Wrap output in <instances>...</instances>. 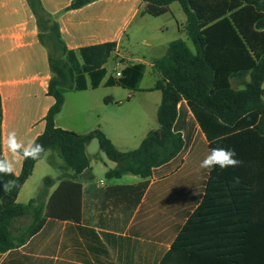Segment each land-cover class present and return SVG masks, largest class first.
<instances>
[{"label": "crops", "instance_id": "obj_1", "mask_svg": "<svg viewBox=\"0 0 264 264\" xmlns=\"http://www.w3.org/2000/svg\"><path fill=\"white\" fill-rule=\"evenodd\" d=\"M74 1L41 0V4L58 22L67 48L78 56L82 48L116 43V50L108 60L113 61L114 67L110 71L108 62L104 65L107 76L99 88L93 89L89 83L84 91H67L55 124L79 135L100 130L119 151H134L131 144L137 143L139 148L146 136L159 128L162 92L155 87L162 76L154 61L164 57L169 45L178 40L170 39L172 35L187 36V16L181 5L172 9L177 2L162 16L153 17L147 13L148 4L143 0H94L80 9L68 10ZM135 65L144 66L137 90L106 85L109 77L118 78L117 73ZM147 75L153 80L144 87ZM52 78L49 51L40 41L37 19L28 0H0L3 157L10 155L6 146L9 131H16L25 142L44 133L45 119L56 102L49 94ZM249 81L250 75L236 77L231 79V85L240 91ZM183 118L185 123L195 122L193 129L179 130L187 139L185 149L147 179L127 174L102 182L98 177H106L117 164L100 148L101 153L95 152V140L86 148L90 167L80 175L61 169L64 162L56 151L46 152L20 190L17 203L28 204L46 191L42 200L47 204L64 180H72L83 188L80 219H48L26 244L1 254L0 264H160L188 217L201 205L210 177V171L201 168L200 163L209 154L211 142L186 101L181 109L180 119ZM225 148L238 151L237 158L243 163L226 169L218 167L222 179L258 180L252 216L247 211H234L233 220L242 223V230L251 220L253 244L261 247V225H264L261 141L243 139ZM90 152H94V158ZM22 169L23 160L16 165V177ZM223 201L228 203L230 199ZM243 236L237 234L235 243L243 242ZM258 259L261 260V255Z\"/></svg>", "mask_w": 264, "mask_h": 264}, {"label": "trees", "instance_id": "obj_2", "mask_svg": "<svg viewBox=\"0 0 264 264\" xmlns=\"http://www.w3.org/2000/svg\"><path fill=\"white\" fill-rule=\"evenodd\" d=\"M93 1L75 0L68 10L80 9ZM143 1L148 4L147 13L153 17L162 16L171 4L178 2L187 16L185 32L194 51L178 39L169 45L164 57L154 61L162 76L155 87L162 92L159 128L151 131L138 149L121 152L100 130L79 135L55 124L67 91H84L89 83L91 88H99L107 76L104 65L116 50V43L82 48L78 56L67 48L58 22L46 12L41 0H28L37 19L40 41L49 51L53 73L49 94L56 101L45 119V131L36 142L58 153L64 162L61 169L80 175L90 167L87 145L97 140L100 150L117 164L106 173L107 179L127 174L147 179L185 149L187 139L179 130L187 132L195 126L194 121L185 123L184 118L180 119L186 101L210 140V149L236 145L243 139L261 141V195H264V0ZM143 74L144 66H129L120 78L109 77L106 85L137 90ZM247 75L250 81L243 90L232 87V78ZM2 117L0 94V158H3ZM42 159L23 160L19 177L0 176V185L9 179L16 182L7 193L0 188V255L26 244L48 219H80L83 188L72 180H64L47 204L42 200L46 191L28 204L17 203L20 190ZM258 190L257 179H222L218 167L212 169L201 205L188 217L160 264H264V225L258 247L253 244L251 220L243 230L242 223L233 220L234 211H247L252 216ZM26 218L31 220L28 225L14 227ZM241 233L243 242L235 243V236Z\"/></svg>", "mask_w": 264, "mask_h": 264}, {"label": "clouds", "instance_id": "obj_3", "mask_svg": "<svg viewBox=\"0 0 264 264\" xmlns=\"http://www.w3.org/2000/svg\"><path fill=\"white\" fill-rule=\"evenodd\" d=\"M6 146L10 155L8 157L0 158V176H14L16 172V165L21 160L32 159L40 160L49 150L36 140L22 141L18 138L16 131H9L6 137ZM243 162L237 158L235 150L215 147L210 149L209 154L201 161L200 167L212 169L219 167L226 169L229 167L240 166ZM16 186L15 179L3 181L0 185L3 192L7 193Z\"/></svg>", "mask_w": 264, "mask_h": 264}, {"label": "rangeland", "instance_id": "obj_4", "mask_svg": "<svg viewBox=\"0 0 264 264\" xmlns=\"http://www.w3.org/2000/svg\"><path fill=\"white\" fill-rule=\"evenodd\" d=\"M173 8V10L174 9H176V8H178V7H180V4L177 2V3H175L174 4V6H172ZM150 19V21H159L158 19H155V18H149ZM176 38H178V39H183L184 41H186L187 42V44H188V46L192 49V50H194V46H193V44L189 41V39H188V37L185 35L184 37H177L176 35H172V37H170V39H176ZM108 69L111 71L112 69H113V61L112 60H110L109 62H108ZM152 77L150 76V75H147L146 77H145V79H144V82H143V86L144 87H147V86H150L151 85V83H152ZM157 126H158V124H157ZM94 143H96L95 145H97L96 147V153H101V152H99L100 150H99V147H98V142H96V140H95V142ZM130 148H131V150H136L137 148H138V144L137 143H133V144H131L130 145ZM90 154H92L91 156H92V158H94V152H90ZM101 155H103V154H101ZM98 164L100 165V164H102V163H100V162H98ZM98 178H102V182H106V181H108V179L105 177V176H100V177H98ZM30 218H26V219H23V220H20V221H18L15 225H14V227H21V226H23V225H28L29 223H30Z\"/></svg>", "mask_w": 264, "mask_h": 264}, {"label": "built area", "instance_id": "obj_5", "mask_svg": "<svg viewBox=\"0 0 264 264\" xmlns=\"http://www.w3.org/2000/svg\"><path fill=\"white\" fill-rule=\"evenodd\" d=\"M122 75L121 73H117V77L120 78Z\"/></svg>", "mask_w": 264, "mask_h": 264}]
</instances>
